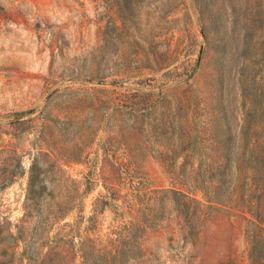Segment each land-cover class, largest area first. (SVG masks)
Segmentation results:
<instances>
[{"label": "rangeland", "instance_id": "1", "mask_svg": "<svg viewBox=\"0 0 264 264\" xmlns=\"http://www.w3.org/2000/svg\"><path fill=\"white\" fill-rule=\"evenodd\" d=\"M0 264H264V0H0Z\"/></svg>", "mask_w": 264, "mask_h": 264}]
</instances>
